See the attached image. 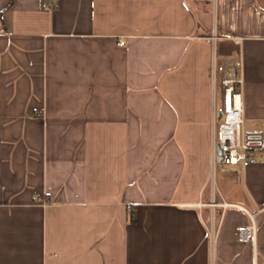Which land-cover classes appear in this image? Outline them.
<instances>
[{
  "label": "crops",
  "instance_id": "1",
  "mask_svg": "<svg viewBox=\"0 0 264 264\" xmlns=\"http://www.w3.org/2000/svg\"><path fill=\"white\" fill-rule=\"evenodd\" d=\"M51 1L0 0V264H264V148L207 188L227 62L264 133V0Z\"/></svg>",
  "mask_w": 264,
  "mask_h": 264
},
{
  "label": "built area",
  "instance_id": "2",
  "mask_svg": "<svg viewBox=\"0 0 264 264\" xmlns=\"http://www.w3.org/2000/svg\"><path fill=\"white\" fill-rule=\"evenodd\" d=\"M55 4L50 0L49 8ZM240 43V39H234ZM122 44L123 42L120 41ZM220 109L212 113V137H211V169L217 162L224 166H240L255 162V153L264 148V133L257 128L244 126L242 105V77L238 62H227L221 75ZM212 83L215 84L214 72ZM214 87V86H213ZM221 117L218 118V114ZM217 148L221 150V156L217 155ZM37 197H35V200ZM45 203V202H42ZM255 232L254 224L241 227L238 235L241 241L252 238Z\"/></svg>",
  "mask_w": 264,
  "mask_h": 264
},
{
  "label": "rangeland",
  "instance_id": "3",
  "mask_svg": "<svg viewBox=\"0 0 264 264\" xmlns=\"http://www.w3.org/2000/svg\"><path fill=\"white\" fill-rule=\"evenodd\" d=\"M218 106H219V103L217 104ZM224 166V165H223ZM227 167H221L220 166V164H219V162H217L216 164H215V166H214V169H211V173H210V175H209V185H208V187L207 188H210V185L212 184V179L214 178V180L216 181V180H218V181H220V178H221V171L222 170H224V169H226ZM212 188H213V186H212ZM208 190V189H207ZM214 191H215V189H213ZM216 195H218L217 194V191H216ZM218 198V196H216V199Z\"/></svg>",
  "mask_w": 264,
  "mask_h": 264
},
{
  "label": "water",
  "instance_id": "4",
  "mask_svg": "<svg viewBox=\"0 0 264 264\" xmlns=\"http://www.w3.org/2000/svg\"><path fill=\"white\" fill-rule=\"evenodd\" d=\"M221 117V113L218 114V118ZM217 155L220 157L221 156V150L217 148Z\"/></svg>",
  "mask_w": 264,
  "mask_h": 264
},
{
  "label": "trees",
  "instance_id": "5",
  "mask_svg": "<svg viewBox=\"0 0 264 264\" xmlns=\"http://www.w3.org/2000/svg\"><path fill=\"white\" fill-rule=\"evenodd\" d=\"M131 221H134V218L133 217H131Z\"/></svg>",
  "mask_w": 264,
  "mask_h": 264
}]
</instances>
